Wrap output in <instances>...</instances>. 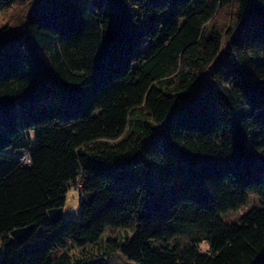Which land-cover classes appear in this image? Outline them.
Here are the masks:
<instances>
[{
    "label": "trees",
    "instance_id": "1",
    "mask_svg": "<svg viewBox=\"0 0 264 264\" xmlns=\"http://www.w3.org/2000/svg\"><path fill=\"white\" fill-rule=\"evenodd\" d=\"M90 1L0 35V234L35 226L0 264H264V2ZM72 185L79 218L50 221Z\"/></svg>",
    "mask_w": 264,
    "mask_h": 264
},
{
    "label": "rangeland",
    "instance_id": "2",
    "mask_svg": "<svg viewBox=\"0 0 264 264\" xmlns=\"http://www.w3.org/2000/svg\"><path fill=\"white\" fill-rule=\"evenodd\" d=\"M84 4L89 5L90 0H82ZM133 8H130L132 10ZM29 11V3L28 0H19L14 3L5 2L4 0H0V35L3 32L8 31L11 28H14L15 25L18 24L20 20H23ZM139 45L144 47V41H139ZM45 97L48 100H55L57 98V92L51 90L49 93L45 94ZM32 144H34V140H32ZM23 151H27L25 149H5V153H8L14 157H19L20 153ZM78 201H79V188L78 185H72L65 194L64 204L61 209V216L66 219H77L79 218V209H78ZM259 198L255 195H250L248 202L244 205L238 206L235 209L229 210L222 215L223 219L227 222H236L239 220L240 216L245 213L248 209L253 206H259ZM125 235H131V230H118L115 229L112 225H108L102 235V238L106 237H125ZM11 236L3 232L0 234V245L8 240ZM184 237H179V240L183 241ZM205 244L204 242L200 245ZM199 245V247H200ZM201 248V247H200ZM88 250H92L90 252H86L72 245L68 244V251L75 255L76 257H85V256H94L98 254L100 255V250L97 246H90ZM207 250V248L203 249ZM105 264H138L134 261L126 259L120 252L116 251L109 258H107Z\"/></svg>",
    "mask_w": 264,
    "mask_h": 264
},
{
    "label": "water",
    "instance_id": "3",
    "mask_svg": "<svg viewBox=\"0 0 264 264\" xmlns=\"http://www.w3.org/2000/svg\"><path fill=\"white\" fill-rule=\"evenodd\" d=\"M61 207L51 208L48 210V217L50 221L54 222L61 216ZM35 229L33 224L26 225L23 227L15 228L9 231L11 238L17 242L22 243ZM2 252V246H0V256Z\"/></svg>",
    "mask_w": 264,
    "mask_h": 264
},
{
    "label": "built area",
    "instance_id": "4",
    "mask_svg": "<svg viewBox=\"0 0 264 264\" xmlns=\"http://www.w3.org/2000/svg\"><path fill=\"white\" fill-rule=\"evenodd\" d=\"M20 156L16 160L19 161L21 164H28L25 162V160L29 159L28 158V153L26 151H23L19 154Z\"/></svg>",
    "mask_w": 264,
    "mask_h": 264
},
{
    "label": "clouds",
    "instance_id": "5",
    "mask_svg": "<svg viewBox=\"0 0 264 264\" xmlns=\"http://www.w3.org/2000/svg\"><path fill=\"white\" fill-rule=\"evenodd\" d=\"M262 2H264V0H262ZM25 162L26 163H31V160L30 159H27V160H25ZM200 247H201V250H203V249L207 248V244L206 243L205 244H202V245H200Z\"/></svg>",
    "mask_w": 264,
    "mask_h": 264
}]
</instances>
